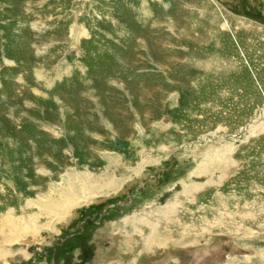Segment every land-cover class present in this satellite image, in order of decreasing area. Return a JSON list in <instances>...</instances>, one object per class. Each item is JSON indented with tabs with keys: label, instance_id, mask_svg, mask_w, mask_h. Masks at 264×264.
Wrapping results in <instances>:
<instances>
[{
	"label": "rangeland",
	"instance_id": "1",
	"mask_svg": "<svg viewBox=\"0 0 264 264\" xmlns=\"http://www.w3.org/2000/svg\"><path fill=\"white\" fill-rule=\"evenodd\" d=\"M0 264H264V0H0Z\"/></svg>",
	"mask_w": 264,
	"mask_h": 264
}]
</instances>
